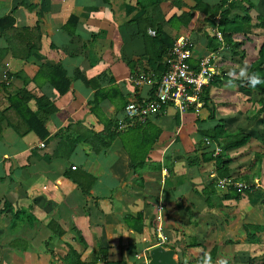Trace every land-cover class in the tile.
<instances>
[{"label":"crops","instance_id":"0c3cea01","mask_svg":"<svg viewBox=\"0 0 264 264\" xmlns=\"http://www.w3.org/2000/svg\"><path fill=\"white\" fill-rule=\"evenodd\" d=\"M204 1L211 6L219 2ZM251 1L254 23L258 15L264 18V0ZM228 2L237 6L232 16L240 15L246 6L240 0ZM194 5L193 0H0V264H60L56 259L67 252L65 241L74 249L82 247L73 239L71 227L81 231L88 252L104 242L109 259L123 257L134 264L145 263L147 250L157 243L152 222L156 227L161 223L168 241L169 232H174L171 225L183 228L200 223L201 234L193 239L207 250L219 245L215 239L223 243L232 239L242 223L236 211L255 203L257 195L249 199L245 194L247 199L239 200L225 197L229 187L217 185L214 160H200L196 166L187 161L214 150L212 142L201 143L198 130L221 121L228 131L241 128L252 134L248 144L228 151L232 177L250 172L241 165L245 156L250 157L249 149L258 152L264 143L262 135L253 132L263 124L261 116H247L240 103L252 104L253 111L260 95L243 90L234 79H241V67L248 68L255 59L264 30L253 29L248 40L242 34L233 36L244 40V58L232 56L224 46L214 52L212 66L220 76L219 85H207L202 92L213 108L212 117L201 100V106L190 107L182 115L169 106L143 122L162 130L146 158L159 162L160 170L132 169L130 157L136 154L138 135L132 144L128 132H141L145 124L118 125L128 102L153 95L154 87L133 84L135 73L143 70L158 76L161 72L162 61L156 59L159 49L149 29L158 26L173 39L178 31L189 34L191 61L212 53L209 38L216 30L215 17L204 20ZM186 13L192 16L183 26L181 16ZM172 17L175 20L168 24ZM23 89L30 99L13 106ZM263 162L264 155L257 161V176ZM66 172L83 185L90 181L83 172L94 176L90 192L82 194ZM261 172L264 177V169ZM209 180L216 182L217 192L207 209L200 191ZM261 182L264 188V179ZM138 211L144 215L143 231L130 234L122 218ZM50 221L65 230L55 244ZM182 235L187 236L185 231ZM188 240L185 247L192 241ZM201 251L192 247L186 254L196 256ZM137 253L142 254L137 257Z\"/></svg>","mask_w":264,"mask_h":264},{"label":"trees","instance_id":"16d2710c","mask_svg":"<svg viewBox=\"0 0 264 264\" xmlns=\"http://www.w3.org/2000/svg\"><path fill=\"white\" fill-rule=\"evenodd\" d=\"M195 2V9L199 10V13H201L204 17V20L213 19L216 15L219 16L217 24L214 26L216 27L217 31L221 34L222 40H218L215 35L213 37L209 38L210 44L209 48L211 52H217L220 46H224L228 48L231 52L232 56H239L241 58H244L245 52L242 49V45L244 43V40H235L233 38L236 34H242L246 37L248 40V34L252 33V30L255 28H259L264 30V18L261 15L257 16V22H252V16L250 15L249 11L254 7V3L251 0H240V2H245L246 6L242 7L241 14L240 15H231V11L236 8V3L228 2V0H219L217 4H214L211 6V4L206 3L204 0H193ZM191 14L186 13L181 16V22L183 26H188L190 23ZM178 18V17H177ZM175 20L174 17H172L170 20L167 21L168 24L172 23L171 21ZM156 29V30H155ZM155 35L154 39H152L153 43H156L158 46V54L156 56L157 61L161 59L164 55V52L168 47H170L173 43V38L165 34L164 32L160 31V27H155ZM199 29V28H198ZM180 34L182 31H178ZM197 61H191L189 59V63L191 67L196 68L197 67ZM160 63V62H159ZM162 63V62H161ZM158 65L159 70L162 72L164 70V65L162 63ZM249 73L256 72L259 74V76L264 79V39L260 46L258 47L256 51V57L254 60H252L248 65ZM160 72V73H161ZM220 76H215V79L211 81L208 85L212 86H218L219 83L216 81H219ZM226 78V77H224ZM226 80V79H225ZM229 80V79H227ZM234 81L245 91L248 92H256L260 95L258 101L256 104H258V107L254 110L253 117L255 118L257 115L261 116V119L264 121V83L257 85L255 88H251L248 86L246 81L243 79H234ZM206 86L203 87L202 92L205 91ZM27 99H30V95L26 90L20 91L16 97L13 106H16L17 103L20 101L25 103ZM200 100L203 101L202 106L207 108L209 116L213 114V108H209L207 104V100L203 98L202 94L200 97ZM36 103H41L40 99H36ZM17 112L20 114L21 118H25V113L21 112V110L16 109ZM29 112V110H26ZM143 123V122H142ZM142 123L140 125H142ZM145 124V123H143ZM137 126V125H135ZM30 127V126H29ZM40 127H42L40 125ZM137 128V127H136ZM44 131V130H43ZM160 133V129H152L150 125L145 124L142 126V131L138 134V142L136 144V154L135 156L130 157V162L132 163V169L135 171H138L139 169H145L148 167H152L155 169L160 170L161 165L159 162L154 161H146V158H148V152L152 148V145L158 140ZM198 135L200 138V141L202 144H204L205 139H209L213 144H216L219 146L220 151L216 154H213V151H207L201 153V159L199 157H194L193 159H189L187 161V164L189 165H198L199 161L202 160L204 162L214 160L215 161V175L218 179L229 177L232 175V172H230V162L231 158L228 155V151L232 149H237L243 145L248 144L252 139V134L249 131H246L245 129H235V131H229L226 132L224 129V126L222 122L220 121L215 126L207 129L198 130ZM99 136V135H97ZM112 139V138H110ZM109 141L107 142V144ZM143 152V153H142ZM140 153V154H138ZM141 153L143 155H141ZM140 155V156H139ZM257 160H260V153H255ZM147 162V163H146ZM167 165V164H166ZM165 166V164H164ZM171 166V165H170ZM90 181L87 183V185H83L81 182H76L75 178L73 176H70L67 172L64 173V175L68 176L74 180L77 183V186L82 194L86 195L90 192L92 186L94 185L95 178L94 176L88 174L87 172H83ZM243 180L244 182L247 180L246 175H242L239 180ZM215 181L209 180L204 184V187L200 191V195L203 196L207 209L212 208V197L217 192V188L215 185ZM257 193V194H256ZM243 194H246L249 199L252 198L253 195H259V197L256 196L257 201H264V190L257 191L255 188H246L242 191L238 190L236 187H229L228 194L225 195V197L228 198H234L236 200H239ZM193 206H189L188 212L189 216H193L192 212ZM144 215L142 211H138L135 214H127L124 215L122 220L126 227L138 234L142 233L144 223H143ZM151 226L153 227L154 235L157 238L156 234V222H152ZM48 227H50L52 234L56 238H60L64 233L65 230L62 229L58 223L54 221H50L48 223ZM244 233L246 242L248 244H259L260 243V234L264 233V223H249L244 222L241 225ZM70 231L74 234L73 239L80 243L84 248L87 247V243L84 240V237L80 230H78L76 227H71ZM163 232V228H162ZM183 241L176 240L171 243V241L166 240L163 243L164 247L168 248H174L176 250V254L178 255V264H203V259L205 254H208L211 258V264H216V260L218 258L219 254V245L215 244L213 245L209 250L206 249L201 243L196 242L195 239H193L189 244H187V248L185 246H181V243ZM225 244H234L233 239H227L224 241ZM66 245H69L65 242ZM192 247H201L202 251L196 255H191L188 260L184 259V255L186 254V249L192 248ZM108 249L109 246L106 245L104 242H99L97 246L93 249V251L90 253V255L82 259V253L80 250L74 249L72 246H68L67 252L61 256V260L64 264H97L99 262L103 264H134L128 262L125 258L121 257L119 259L111 260L108 258ZM51 256H53V251H48ZM135 254V253H134ZM134 257V256H133ZM249 262H254L255 264H264V252H262L257 257H251L249 259ZM145 264V263H140Z\"/></svg>","mask_w":264,"mask_h":264},{"label":"built area","instance_id":"2783aa9c","mask_svg":"<svg viewBox=\"0 0 264 264\" xmlns=\"http://www.w3.org/2000/svg\"><path fill=\"white\" fill-rule=\"evenodd\" d=\"M219 16H215V24H217ZM150 35H155L154 29H149ZM214 35L218 40H222L221 34L217 31ZM192 55V40L189 34H178L174 37L173 43L166 49L162 57L164 70L158 75H154L149 71H138L132 77L135 86L150 85L154 87L153 95L146 100H136L128 102L124 109V118L118 120L120 128L132 126L136 123L144 122L148 117L158 112L164 113L166 108L171 106L179 114H183L190 107L201 106V94L203 87L207 86L215 79L216 72L212 66L215 59V53H208L198 59L197 67H191L189 59ZM205 144H210L208 139L204 140ZM213 144V143H212ZM44 144L41 143L40 146ZM220 151L218 145L214 144L213 154ZM76 166H72L75 169ZM219 187H236L242 191L246 188H258L260 183L258 179L248 184L236 177H224L218 179ZM161 208V206H158ZM158 237L157 244L165 241L162 232V225L158 223L156 229ZM145 256V264L147 262Z\"/></svg>","mask_w":264,"mask_h":264},{"label":"rangeland","instance_id":"374dc122","mask_svg":"<svg viewBox=\"0 0 264 264\" xmlns=\"http://www.w3.org/2000/svg\"><path fill=\"white\" fill-rule=\"evenodd\" d=\"M246 66L247 65H244L243 67H246ZM243 97H242V99L245 100L246 96L243 95ZM251 97H253V96H251ZM240 106L246 107L244 110H248V112L246 114L247 116L248 115L251 116V115L254 114V110L253 111L251 110V107H253L252 104L249 105V104L243 103V101H242V103H240ZM176 113H178V112L176 111ZM179 115H182V114H179ZM261 123L264 126L263 119L261 120ZM263 126L262 125H259V127L261 129L263 128ZM185 128L188 129L189 126L187 125ZM224 129H225L226 132H229L227 130V128L224 127ZM261 129H259V130H258V128L253 129V132H257V134H260V136L262 135L261 137L263 139L264 138V130L263 129L261 130ZM161 131L162 130H160V133H161ZM128 133L132 136L130 142H132V144H134L135 143V138L134 137L136 135H138L140 133V131L139 130H138V132H136V131L135 132L134 131H129ZM164 135H168V134L167 133H164ZM256 137H257V135H256ZM176 138H177V136H176ZM258 140L259 139L257 138V141L256 142L259 144V141ZM263 141H264V139H263ZM254 149H257V148L254 147L253 149H249L248 150V153L250 154V157L245 156L244 157V160H243L245 162H242V165L241 166H242V169H247V170L250 171L249 173L247 172L246 174H243V175H246L247 176V180L245 181L246 183L252 184V183L255 182L254 179L257 178V179H259L258 181H259V183L261 185L262 184L261 179H264V177H262V173L263 172H261V169H264V162H263V165H262L263 167L261 166L259 168L260 174H259V176H257V174L255 173L256 172V167H257V165L258 166H260V165L257 163L258 160L256 158V155H253V154H255V153H261L262 152L260 155L261 156L264 155L263 154L264 153V143H261V146L259 147V151L258 152L257 151H253ZM261 187L263 188V185L260 186V187H258L257 188V191L262 190ZM262 192H263V190H262ZM215 197L216 196H214V198ZM257 197H259V195H257ZM243 198L247 199V196L244 194L243 195ZM255 199H256V197H255ZM252 205L253 206L255 205V206L251 210H249V208L252 207ZM236 216L238 218L237 219L238 222L242 220V223H244V222H249V223H254V222H256V223L257 222L264 223V201H262V202L261 201H256L255 203H251L250 205H247L245 207L240 208L239 210L236 211ZM242 223H240L239 226H236L237 227L236 232L231 234V236H232L231 238L234 241H236L235 244H231V245L228 244V245H226L225 243H223V241H222L223 239L222 240L220 238H218V240L215 239V242L217 241L219 243V248L221 250V252H219V254H218V258L216 260V264L221 259H226L228 261V264H255L254 262H249V259L251 257H254V256L257 257L262 252H264V233L260 234V243L259 244H248V243H246L245 234L243 233V229L241 227ZM215 224H218V222L216 221ZM193 225H196V224H193ZM171 226H173V228H174V232L173 231H170L169 232V235H171V243L173 241H175L176 240L175 237H177L179 235L180 236V239L179 240L183 241L181 243V246H184V244L189 241L188 239H191L192 240L193 238H195L194 235H198L199 236L201 234L200 223L197 226H192V224H191V225H189L187 227H183V228H182V225H180L178 223L173 224ZM128 231L130 232V234H133V232L131 230L128 229ZM184 231H185V234L187 236H184L183 237V235H182V237H181V234ZM204 234H205V232H204ZM207 235H208V231H207ZM73 236H74V234H73ZM207 239H209V236H208ZM57 241H58V238H55V240H53L52 243L55 244ZM65 242L68 243L70 246H72L74 248V246L71 245V243H69V241H65ZM69 245H66L67 250H68V246ZM212 245L213 244H209L207 246L210 247ZM79 250L83 253V255H82L83 258L88 257L89 254H90V252H88L87 249H84L83 246L80 247ZM140 254H142V253H139V254L137 253L136 256L139 257ZM59 256L61 257L62 255H59ZM176 257H178L177 254H176ZM189 257L190 256L187 255V254L184 255V259H186V260H188ZM56 261H58V262L61 261L60 264H64L62 262L61 258H60V260L59 259H56Z\"/></svg>","mask_w":264,"mask_h":264},{"label":"water","instance_id":"95a60500","mask_svg":"<svg viewBox=\"0 0 264 264\" xmlns=\"http://www.w3.org/2000/svg\"><path fill=\"white\" fill-rule=\"evenodd\" d=\"M146 264H178L176 250L157 244L147 250Z\"/></svg>","mask_w":264,"mask_h":264},{"label":"clouds","instance_id":"9594fccd","mask_svg":"<svg viewBox=\"0 0 264 264\" xmlns=\"http://www.w3.org/2000/svg\"><path fill=\"white\" fill-rule=\"evenodd\" d=\"M239 77L246 81L248 86L251 88H255L257 85L264 83V79H262L258 73H249L247 67H241L239 71ZM203 264H211V258L208 254H205ZM217 264H228V261L226 259H221L217 262Z\"/></svg>","mask_w":264,"mask_h":264}]
</instances>
